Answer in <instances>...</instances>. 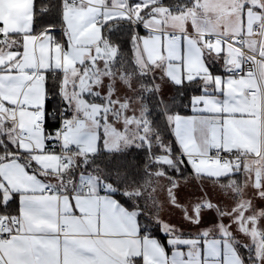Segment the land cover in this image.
<instances>
[{
  "label": "crops",
  "instance_id": "obj_1",
  "mask_svg": "<svg viewBox=\"0 0 264 264\" xmlns=\"http://www.w3.org/2000/svg\"><path fill=\"white\" fill-rule=\"evenodd\" d=\"M128 8L130 7L127 0H111V3H109V0H84V2H80L75 6V10L80 11L83 16L90 17V19L81 27L78 33H74V8L66 3L63 9V19H60L59 26L55 27L61 34L56 36L48 34L46 29L40 32L32 30L33 0H0V20L4 22L3 27H0L2 30L0 36V84L5 85V87L0 88V101L2 103V113L0 114V185L5 189L2 191L3 203L5 205L16 204V217L20 220L17 226L10 227L15 233L13 239L0 241V260H2V264H9L10 261L15 262L19 259H36L30 251L33 238H43L55 242L54 254L59 255L61 264H63L65 258L66 247L70 252L78 254L83 259L94 258L95 253L90 251L89 248L92 242L98 240L108 242L109 258L113 261V264H150L153 257L149 246L145 243L146 238L157 240L163 247L164 253L159 257L161 264H164L165 260L170 264L174 251L184 252V258L187 259L189 250L193 251L194 254L199 253L201 264H246L238 250L239 246L245 244L242 242L243 245L240 242L237 232L242 231L245 235L249 229L248 225L246 226L249 215L242 210L238 213L240 216L242 213L244 214L242 219L232 216L233 219L226 222L221 221L223 218L221 219L218 216L213 221L203 220L204 214H208L214 219L215 215L213 214L216 213L199 211L197 220L199 223L191 220L188 230H181L180 233L174 236L167 235V246L169 247L168 240L170 239L174 242L177 240H199L200 243L188 246L174 243L172 247H169L170 253L167 254L165 247L158 239L142 233L137 216L134 218V223L116 226L108 230V235H104L105 228L102 221L96 214H91V219L89 218L90 213L85 206V201L102 205L105 200L116 198L107 193V187L102 188L96 182H91L92 193L85 195L82 192V184L79 178L74 182L69 180L68 167L74 164L80 156L95 153L101 148V145L103 146L100 127L103 123L104 114L107 113L114 126H118L120 123L118 119L123 118L128 109V104L124 101L120 103V112L115 108L108 110L105 106L100 107L99 105L102 104L95 101L98 95L97 90L96 88L92 90L94 87L93 80L96 79L101 64L110 69L114 61V59L104 56L107 49H102L103 44L109 43L105 42L104 36L101 35V28L104 27L105 21L109 22L107 24H111L117 20H129L135 25L130 19L124 18L129 17L125 12ZM262 9L263 6L260 14L252 17V25L261 20ZM153 14L149 17H152ZM141 24L142 27L140 28L143 31L147 29V32H162L166 35L167 33H176L172 30H158ZM252 25L249 27V24H247L243 35L250 34ZM87 33H93L94 38L92 40L86 39ZM65 34L68 36L67 41H65ZM181 34L187 35L192 34V32H182ZM207 34H221L199 33L196 36L201 37L208 47L211 44L208 55L217 61L223 62L227 70L236 54L232 55V52L228 51L229 47H225L221 43H212L205 37ZM176 37L174 39L167 37V40L170 42L176 40ZM247 41L251 40H246L245 45ZM135 45L137 46L134 49V61L136 62L137 58H141L142 62H145L144 65H139L136 62L135 64L138 65L135 66L139 71L150 70V65L147 62L149 49L146 51V46L142 41L140 45L143 49L138 47L137 43ZM221 45H223V56L220 55ZM180 47L181 49L175 47L170 53L179 55L184 72L190 76H195L199 72L202 73L199 61L191 57V54L185 50V44ZM247 47L255 50L256 43H254L253 48L251 46ZM156 67L161 70V65H156ZM209 69H213V71H210L212 75L223 74L222 72L225 75L227 74L226 71H221L217 66L212 67L210 65ZM114 70L118 71L119 69L114 68ZM138 70L137 72H139ZM121 72L126 75L123 71ZM50 74L60 76L63 107L66 105L64 100L65 84L73 86L74 97L77 98L72 105L73 108L66 105L67 119L70 124L63 136L64 147L72 148L75 151V161L67 160V162H63L57 152L48 151L45 128L39 127L37 123L43 117V110L37 105H43L46 95V78ZM35 75L38 76L35 77ZM235 77L239 79L230 82L234 85L230 90L231 92L228 93V88L224 86L220 95L221 102L214 103L219 110L205 109L194 113L189 108V113L171 115L172 120H169V122L172 126L173 135L177 136V133H179L175 141L176 145H180L178 148L180 155L192 159L193 157L199 158V162L194 164L200 167L199 171L203 180L215 183L228 182L229 180L225 177L218 180L214 178L212 171H215V168L208 162L207 157L213 150L224 152L233 150L239 154L238 164L240 166L244 162L247 163L246 173L240 176L244 187L253 186L256 171L260 173L261 187L264 186L262 95L249 94L250 90H258L260 85L255 77ZM195 80H198L202 87L201 94L212 97L217 95L213 90L215 84L213 80V83L209 82L207 85H204L203 82L205 81L195 77L184 82L188 83ZM170 85L163 77L161 82L162 92L169 94ZM83 86L82 93L78 94V89ZM204 87H206V90H204ZM87 92L91 94L87 95ZM232 93L235 95L234 98L230 99L228 97L227 99L226 95ZM198 95L196 96L198 97ZM106 99L103 98L104 101ZM113 103L119 104L118 101ZM91 104L95 105V111L90 109ZM229 104L232 106L227 109ZM15 106L20 107L16 111V121L13 122L7 117L10 109ZM70 108L77 114L79 120L72 119ZM89 109L92 110V113ZM188 121H194L195 131L191 137L186 136L183 131L184 125ZM25 134L28 135V140L19 138V136ZM22 157L29 160L31 163L30 168L21 160ZM25 172L28 176L36 179L21 185L16 176ZM237 178L239 179V177ZM37 184L49 185L52 192L32 191L31 189L36 187ZM40 196L50 198L53 214L48 219L56 225L54 231L36 230L35 228L29 230L30 202ZM123 207L125 206L123 205ZM78 208L84 210L77 211ZM128 211L133 212L129 209ZM62 230L63 232H61ZM203 233H207V235H202ZM205 241L215 242L217 252L215 256L208 255ZM36 248L38 251L40 250L38 245ZM69 258L71 259V256Z\"/></svg>",
  "mask_w": 264,
  "mask_h": 264
},
{
  "label": "rangeland",
  "instance_id": "obj_2",
  "mask_svg": "<svg viewBox=\"0 0 264 264\" xmlns=\"http://www.w3.org/2000/svg\"><path fill=\"white\" fill-rule=\"evenodd\" d=\"M154 1L149 0L148 2L153 3ZM145 2L142 4L139 2L131 10L130 8L128 9L133 13L139 14L140 10L145 8L148 3L147 1ZM263 5L264 0H196L184 11L176 14H171L172 12L167 9L158 8L154 11L152 17H138L137 20L150 27L158 30L175 31L177 33L176 48L181 49L180 46L185 44V50L191 54V57L199 61L201 65L200 71L203 72H199L195 76L187 75L184 72L179 55L171 54L168 50L169 41L166 34L149 31L140 33V39L135 36L134 41L140 48L142 47L140 43L141 41L144 43L145 38L149 39L150 43L155 41L156 47L154 49L149 48V59L147 62L150 65V70H138L139 72L125 75L120 70H114L117 62H113L110 69L105 68L104 64H101L102 66L97 71L96 79L93 80L94 87L92 90L96 88L97 99H102L101 97L107 98L102 105H99L100 107L105 106L108 110L115 108L120 112V103L124 101L128 104L124 117L118 119L120 122L118 126H114L107 113L104 114L103 123L100 127L103 136L101 149L112 152L127 146L140 148L144 144V138L152 142L150 128L143 126L147 111L142 107L140 96L144 93L147 94L150 90L151 93H155L154 95L157 96L158 100L167 99L169 95L161 90L163 77L171 85H180L182 81H190L194 77L205 81L203 82L204 85L209 82L213 83L212 80L215 81L213 88L217 93L215 97L201 94L198 97L193 96V100L199 105L198 107L195 104L198 109L219 110L214 103L221 102L222 98L220 95L224 86L228 88V93L231 92L230 90L234 85L230 82L239 78L228 74L225 75L224 72H222L223 74H210V65L212 67L217 66L221 71H226V73L227 70L223 62L217 61L208 55L209 47L196 34L216 33L225 36H241L244 34L247 24H249V27L252 25V17L260 14ZM182 32H192V34L182 35ZM254 43V41H247L246 46L253 48ZM109 44H103L102 49H107V53H104V56L114 59L116 48ZM161 48L163 51H161ZM228 51L232 52V55L236 54L235 58L232 59L231 65L234 64V61L240 60L239 50L228 48ZM194 59L193 61H195ZM136 62L139 65L145 64L141 58H137ZM136 62L134 61V65H138L135 64ZM156 65H161V70H158L159 68ZM139 77H145L152 81L149 90L146 86H140L143 84V79L140 80ZM83 89L84 86L80 87L78 94H81ZM64 90L66 105L73 108L72 105L77 99L74 97V88L72 85L68 86L65 84ZM204 90H206V87H204ZM87 93V95L91 94ZM234 96L233 93L227 94L226 98L228 99L229 97L231 99ZM116 101L119 102L118 105L113 103ZM231 106L229 104L227 109ZM94 107L95 105L91 104L90 109L95 111L96 108ZM71 108L72 119L79 120L77 114ZM90 109L89 111L92 113ZM66 112L68 114L67 109ZM168 118L170 121L172 120L171 114H168ZM187 160L191 163V173H188L181 166L179 156L175 155L171 150H169V153L156 158L155 174L151 175L141 190L135 192V195L141 196L144 212L154 223L159 224L163 233L174 236L180 233L181 230H188L190 221L198 220L199 211L211 209V213H216L213 214L215 215L214 219L212 216L204 214L203 220L213 221L218 216L221 219L223 218L222 220L220 219L221 221L226 222L233 219L232 216L242 219L244 214L242 213L241 216L238 214L242 210L249 215L246 223L249 229L245 234L247 238L242 231L237 233L240 242H243L245 244L242 243L244 248H247V254H245L247 263L264 264V200L257 199V196L264 197V186L254 188L253 182L254 187H244L240 176L246 173L247 163L244 162L242 166L237 168L235 165L239 163L238 158L234 161H229L226 165H222L218 161L211 163L212 167L215 168V171L212 172L216 180L222 177L229 180L228 182L215 183L203 180L199 171L200 167L194 164L192 158L189 157ZM93 182H95L94 179H92ZM251 245L254 247V254L252 253Z\"/></svg>",
  "mask_w": 264,
  "mask_h": 264
},
{
  "label": "trees",
  "instance_id": "obj_3",
  "mask_svg": "<svg viewBox=\"0 0 264 264\" xmlns=\"http://www.w3.org/2000/svg\"><path fill=\"white\" fill-rule=\"evenodd\" d=\"M149 0H127L130 8L135 4L144 3ZM196 0H155L153 3H147L146 7L141 9L139 17H149L158 8H163L171 11L172 13H179L184 11L188 6H191ZM55 0H36L35 15L37 18L45 13V19L56 17L55 27L60 24V10L58 7H52ZM146 3V2H145ZM51 9V10H50ZM45 30L44 26L37 27L34 31L40 32ZM111 30V31H110ZM138 30L137 26L133 25L129 20H117L114 23L106 24L103 27V38L116 48V54L113 62H117L115 68L123 71L126 74L137 72V67L134 65V49L136 41L134 38ZM144 32L139 28L138 35ZM128 41H131L129 46ZM140 86L150 88V83L145 77ZM47 84L50 88L58 89L59 95L57 96V107L62 108L63 102L61 100V79L57 74H50L46 78ZM156 84V82H155ZM200 88V92L193 93L188 91L187 96L181 100V94L188 89ZM202 93V87L198 80L184 83L183 87L177 85H170L169 96L167 99H157L154 92L150 90L147 94H141L142 107L146 109V119L143 120L144 127L150 128L151 141L143 139L144 144L137 148L135 146L122 147L118 151H104L101 148L95 153L80 156L76 164L70 165L67 169V175L70 181H76L81 174L91 176L94 181L102 188L115 189V198L119 200L127 209L137 213V221L141 227L142 233L150 237L158 239L167 254L170 253V248L167 246L168 236L164 235L161 231L159 224L154 223L148 215L144 212L143 201L140 195H135V192L141 190L152 174H155V160L158 156L169 153V150L175 155L180 156L176 141L173 139V130L169 122L168 114H186L189 113V100L188 97L196 96ZM89 97V96H88ZM90 99V98H89ZM93 100V99H92ZM96 102L103 104L104 100L96 99ZM160 114V119L157 120L156 116ZM30 168L31 163L26 158H21ZM87 164V167L84 165ZM181 166L188 172L192 170L188 167L187 162L181 163ZM112 195L110 191L107 192ZM113 196V195H112ZM124 200L128 203L125 204ZM0 214L6 215L9 218L16 217L17 206L16 204L5 205L2 200V190H0ZM239 253L244 258L246 264L247 248L239 246ZM252 253L254 249L252 247ZM254 254V253H253ZM251 254V256H253Z\"/></svg>",
  "mask_w": 264,
  "mask_h": 264
},
{
  "label": "snow or ice",
  "instance_id": "obj_4",
  "mask_svg": "<svg viewBox=\"0 0 264 264\" xmlns=\"http://www.w3.org/2000/svg\"><path fill=\"white\" fill-rule=\"evenodd\" d=\"M163 2V0H161ZM67 5H71L74 8L73 16H74V22H73V32L78 33V31L81 29V27L87 23V21L90 19V17L83 16L80 11L75 10V6L78 3V0H55V3L52 7L56 8L58 7L61 9V17L60 19H63V9ZM109 3H111V0H109ZM51 10V9H50ZM47 13L42 15L41 17L37 18L35 15V0H33V22H32V30L34 31L37 27L43 25L46 29L47 33L50 35H60L61 32L58 31L55 28V22L56 17H51L48 19H45V16ZM125 19H130V17H124ZM3 20H0V27H3ZM105 23H109L108 21H105ZM142 27V25L137 26L138 30L134 35L138 36L139 28ZM111 31V30H110ZM145 32H147V29H144ZM101 35H103V28H101ZM86 39L92 40L94 38L93 33H87ZM68 40L67 34H65V41ZM144 44L146 46V51L149 48H155L156 44L155 41H152L150 43L149 39H144ZM129 46L131 45V41H128ZM176 47V41L171 40L168 45V50L172 51ZM209 47H211V44H209ZM161 51L163 49L161 48ZM221 56H223V45H221ZM209 71H213V69H209ZM184 81L181 82V84L178 87H183ZM5 87V85L0 84V88ZM188 91H191L193 93L200 92V88H192L188 89L185 92L181 94V100H183L184 96H187ZM45 98L43 105H37V107H41L43 110V117L42 120H38V124H42V126L45 128V134L49 138H54L58 132L61 131L60 127H56V125L64 126V118L67 116V112L64 111L63 115H61L62 109L60 107H57V96L59 95L58 89L50 88L47 84V81L45 83ZM61 100L63 98L61 97ZM189 100V108L192 112L197 111H203L205 109L200 108L197 109L195 107L196 101L193 100L191 96L188 97ZM203 103V102H201ZM67 106L65 105V108ZM156 119H160V114H157ZM184 134L186 136L191 137L192 133L195 131L194 128V121H188L184 125ZM179 136V133H177V136H174L173 139H176ZM53 149L56 147L55 142L52 144ZM177 148L180 147L179 144L176 145ZM188 157L182 155V160H187ZM188 167H191V163L187 165ZM84 167H87V164L84 165ZM17 181L24 185L27 181L35 180V177L28 176V174L25 172L22 175L16 176ZM82 185H90L92 182V177L87 176L85 174H81L79 177ZM49 185L44 184H37L36 187L32 188V191H39V192H46V190L49 188ZM113 196L116 194L115 189H109ZM257 199L264 200V197L257 196ZM124 203L127 204L128 201L124 200ZM85 206L88 208V211L90 213V219L91 214L98 215L99 219L102 221L105 232L104 235H108L109 231L113 229L116 226H121L125 223H134L135 222V216L137 213L135 212H129L127 208L123 207V205L119 202L117 199H111V200H105L102 205H96L92 202L85 201ZM83 208H78L77 211H83ZM208 211H211V209H208ZM53 214V206L50 201V198L48 196H40L36 197L34 200L30 202V210H29V222H30V229L35 228L36 230H55L56 225L48 219ZM218 222V221H217ZM199 223V221H197ZM164 235H167V233H163ZM202 235H207V233H203ZM54 243L51 240H45L43 238H33V245L30 249L31 253L36 257V259H19L15 262L10 261L9 264H61L60 258L58 254H54ZM107 241L104 240H98L92 242L91 247L89 248L90 251H93L95 253V257L92 259H83L78 254L70 252V250H65V258L63 261V264H113V261L109 258V249L107 248ZM145 243L149 246L152 254V261L150 264H161L159 257L161 254L164 253L163 247L158 243L155 239H145ZM180 244L184 246H188L190 244L195 245L200 243L199 240H168L169 247H172L173 244ZM39 246V251L37 250L36 246ZM205 246L208 251L209 256H215L217 254L215 242L214 241H205ZM71 256V259L69 258ZM185 253L184 252H176L174 251L171 256L170 264H201L199 260V253L196 252L195 254L193 251L189 250L187 252V259L184 258ZM0 264H2V260H0ZM164 264H168V261L165 260Z\"/></svg>",
  "mask_w": 264,
  "mask_h": 264
},
{
  "label": "built area",
  "instance_id": "obj_5",
  "mask_svg": "<svg viewBox=\"0 0 264 264\" xmlns=\"http://www.w3.org/2000/svg\"><path fill=\"white\" fill-rule=\"evenodd\" d=\"M84 2V0H78V3ZM77 3V4H78ZM125 12L130 17V20L135 23L136 26L142 25L138 18L137 13L131 12L129 9H126ZM2 35V30L0 28V36ZM169 39H174L176 37V33H167ZM207 39H209L212 43H221L225 47L234 48L240 51V60L234 62L233 65L227 68V74L232 76H251L255 77L259 82L258 90H250L249 94L262 95V103H263V117H262V131L264 138V5L262 9V18L258 22L254 23L251 27V32L249 35H241V36H223V35H205ZM246 40H251L256 43L255 50L249 49L245 45ZM38 75H35V77ZM20 106H15L13 109H10L8 113V119L15 122L16 121V111ZM63 112L66 111L64 107L61 108ZM2 110V103L0 101V114ZM69 123L67 116L64 118V126L56 125V127H60L61 131L56 134L54 138H49L46 136L47 140V148L50 152H57L60 155V159L63 162H67V160L75 161V151L72 148L64 147L63 145V136L67 132ZM39 127L44 128L42 124H39ZM19 138L23 140H28V135L19 136ZM55 142L56 147L53 149L52 144ZM239 157L237 151H221V150H213L207 157L209 163H214L216 161L220 162L222 165L228 164L229 161H234ZM263 158H264V147H263ZM179 160L181 163L188 162V160H182V155L179 156ZM192 161L194 163L199 162L198 157H193ZM76 164V162L74 163ZM82 192L85 195H89L92 193V185H82ZM1 190V188H0ZM52 192L51 188L46 190V193ZM20 220L18 217L9 218L6 215L0 214V241H10L13 239L15 233L11 230L10 227H15L19 224ZM63 232V230L61 231Z\"/></svg>",
  "mask_w": 264,
  "mask_h": 264
},
{
  "label": "water",
  "instance_id": "obj_6",
  "mask_svg": "<svg viewBox=\"0 0 264 264\" xmlns=\"http://www.w3.org/2000/svg\"><path fill=\"white\" fill-rule=\"evenodd\" d=\"M239 166L240 165L237 164L236 165V168L239 167ZM260 184H261V181H260V173H259V171H256L255 174H254V186L256 188H258V187H260ZM0 188H1L2 191L5 190L2 185H0Z\"/></svg>",
  "mask_w": 264,
  "mask_h": 264
}]
</instances>
